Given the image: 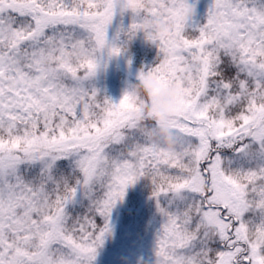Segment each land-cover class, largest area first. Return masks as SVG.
Listing matches in <instances>:
<instances>
[{
    "label": "snow or ice",
    "instance_id": "obj_1",
    "mask_svg": "<svg viewBox=\"0 0 264 264\" xmlns=\"http://www.w3.org/2000/svg\"><path fill=\"white\" fill-rule=\"evenodd\" d=\"M181 4L0 0V264H95L142 179L153 264H264V0H211L195 25ZM145 16L173 39L146 34ZM141 32L159 56L138 79L187 89L174 152L148 139L155 124L139 130V97L96 86Z\"/></svg>",
    "mask_w": 264,
    "mask_h": 264
},
{
    "label": "rangeland",
    "instance_id": "obj_2",
    "mask_svg": "<svg viewBox=\"0 0 264 264\" xmlns=\"http://www.w3.org/2000/svg\"><path fill=\"white\" fill-rule=\"evenodd\" d=\"M192 2L197 4V14L191 23L195 25L202 20L206 21L207 8L211 0H192ZM124 23L127 26L130 23V19L125 18ZM134 40L140 46L151 45L159 53L158 47L147 41L142 32L138 33ZM141 69L129 65L122 55L114 57L108 63L106 69L101 68L96 80V86L101 89L103 95H107L114 102H119L127 83L137 81ZM121 73L124 75L122 78L120 76ZM141 181L129 187L124 200L113 209L111 213L112 234L105 240V244H112L113 246L112 248L102 247L95 264H130L131 255L137 254L140 255L142 264H153L155 259L153 251L155 233L159 227L155 201L150 198L140 200L139 204L142 207L140 206L141 208L136 210V214L133 213V205H131L134 204V198L136 201L137 197L141 196L142 188L139 186ZM137 235L139 240L134 239Z\"/></svg>",
    "mask_w": 264,
    "mask_h": 264
},
{
    "label": "clouds",
    "instance_id": "obj_3",
    "mask_svg": "<svg viewBox=\"0 0 264 264\" xmlns=\"http://www.w3.org/2000/svg\"><path fill=\"white\" fill-rule=\"evenodd\" d=\"M129 14H139L147 0H124ZM179 13L186 20L197 14V4L192 0H182ZM143 29L148 35L159 40L173 39V28L169 20L161 16H145ZM125 90L141 100L142 113L136 116L140 131L145 130L146 123L155 124L149 131L148 139L169 152L176 151L180 146L179 137L171 130L170 121L178 115L180 106L187 99V89L180 84L162 86L151 77L145 76L136 82H129ZM142 264V262H138Z\"/></svg>",
    "mask_w": 264,
    "mask_h": 264
},
{
    "label": "trees",
    "instance_id": "obj_4",
    "mask_svg": "<svg viewBox=\"0 0 264 264\" xmlns=\"http://www.w3.org/2000/svg\"><path fill=\"white\" fill-rule=\"evenodd\" d=\"M204 22L205 21L202 20L199 24H202ZM158 56H159V53L157 52L156 48L152 47L151 45L140 46L139 43L136 42V40H133L130 44L129 50L126 53L122 54V57L124 58V60H126V62L129 63V59H131V65L136 66L139 69H141L140 67L148 69V68L154 66L155 63L158 62ZM120 76L122 78L124 75L121 73ZM134 82H136V81H134ZM139 186L142 188L141 196L137 197L136 201L134 198V201H133L134 204H131V205H133L132 211L135 214H136V210L142 207L139 204V201L144 200L146 198H150V196H151V185H150L149 181L142 179V181L139 183ZM85 203H87V202H85ZM139 214H140V212H139ZM147 218H149V216H147ZM139 221H141V220H139ZM134 239L139 240L138 235L135 236ZM112 246H113L112 244L107 245L105 243L103 245V247H105V248L106 247L112 248ZM131 258H132V260H130V264H136V262H141L140 255H138V254L137 255H131ZM147 262H149V261H147ZM146 264H149V263H146Z\"/></svg>",
    "mask_w": 264,
    "mask_h": 264
}]
</instances>
